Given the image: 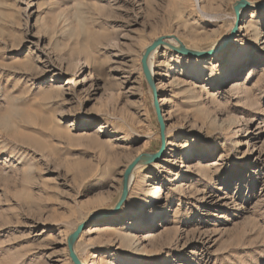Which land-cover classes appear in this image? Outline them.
Returning <instances> with one entry per match:
<instances>
[{"label":"rangeland","instance_id":"obj_1","mask_svg":"<svg viewBox=\"0 0 264 264\" xmlns=\"http://www.w3.org/2000/svg\"><path fill=\"white\" fill-rule=\"evenodd\" d=\"M238 1L0 0V264H74L89 218L85 264H264V0L158 48L166 150L115 211L161 146L145 49Z\"/></svg>","mask_w":264,"mask_h":264},{"label":"water","instance_id":"obj_2","mask_svg":"<svg viewBox=\"0 0 264 264\" xmlns=\"http://www.w3.org/2000/svg\"><path fill=\"white\" fill-rule=\"evenodd\" d=\"M250 6H251V3L248 0H239L234 5V10H235V14H236L235 24H234L228 38H226L225 41L219 47H217L215 49H211V50H207V51L206 50L205 51L192 50V49L188 48L187 46H185L178 38H175L177 41L180 42V48H176L174 45L168 44V42L165 40L164 36L157 38L152 44L147 46V48L145 49V52L142 55L141 63H142V68H143V72L145 74L146 80L152 89L153 104H154L155 111L157 114V119H158V122L160 125L161 146H160L159 150L155 153H152V154L147 153V154H141V155L137 156L127 166V168L124 172V175H123V190H122L121 199L117 203V205L115 207V211L120 209V207L122 206V204L124 203V201L127 198L128 191H129V185H128L129 176L132 173L135 166L141 162L143 164H152V163L158 162L159 159L164 155L165 150H166V145H167L166 123H165V119L163 116V110H162L160 99H159V93H158V88L156 85V80H155V78L152 74L151 68L149 66V55H150V53L154 49H156L157 47L165 45V44L169 45L172 49H174L177 52L187 54L190 56H194V57H198V58L211 56L217 52H220L229 44L230 40L235 36L236 32L238 31V28H239L240 23H241V11L245 8H249ZM91 219L92 218H89V219L85 220L84 222H82L81 224H79L77 226L76 230L69 236L68 249H69V254H70L71 260L73 261L74 264H83L81 259L78 256L76 250H75V244H76L77 240L79 239L83 230L86 228L87 224L91 221Z\"/></svg>","mask_w":264,"mask_h":264},{"label":"bare ground","instance_id":"obj_3","mask_svg":"<svg viewBox=\"0 0 264 264\" xmlns=\"http://www.w3.org/2000/svg\"><path fill=\"white\" fill-rule=\"evenodd\" d=\"M243 10H244V9H243ZM243 10L241 11V14L243 13ZM235 18H236V14H235ZM256 34H258V33H256ZM167 42H168V44H172V45H174L176 48H180V42L177 41L175 38H174V39L172 38L171 40H169V41H167ZM159 47H170V46L167 45V44H165V45H162V46H159ZM159 47H157L156 49H154V50L150 53V55H149V66H150V68H151L152 74H154V72H153V67H152V57H153L154 54L157 52V50H158ZM192 50H194V49H192ZM234 72H235V71H232L231 73H234ZM228 77H229V73L222 75V78H224V79H226V78H228ZM223 83H224V81H222L221 83H219L217 86H221ZM157 88H158V87H157ZM228 122H229L230 124H231V122H232L233 124H238V121H237L233 116H232V118H231ZM231 125H232V124H231ZM230 127H232V126H230ZM190 155H191V158L194 157V156H204L203 153H197V152L192 153V154H190ZM146 165H148V164H143V163L141 162V163H139V164H137V165L135 166V168L133 169L132 173H131L130 176H129V181H128V185H129V187H131L132 181H133V179H134V172H135L138 168H140L141 166L145 167ZM141 168H142V167H141ZM128 218H130V217L127 216L126 218L124 217V218H122L121 220H122V221H126ZM98 221H100V220L97 219V220H96V223H95L94 226H97ZM82 263L85 264L84 262H82Z\"/></svg>","mask_w":264,"mask_h":264}]
</instances>
